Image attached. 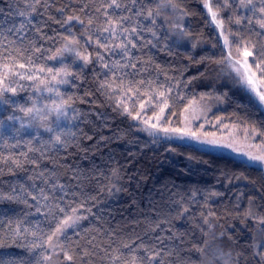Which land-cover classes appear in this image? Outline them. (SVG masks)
<instances>
[{"label":"snow or ice","instance_id":"obj_1","mask_svg":"<svg viewBox=\"0 0 264 264\" xmlns=\"http://www.w3.org/2000/svg\"><path fill=\"white\" fill-rule=\"evenodd\" d=\"M183 3L184 0H92L91 3L79 5L77 11L72 5L61 7L58 0H17L14 12L13 5H8L9 11L6 13L4 8H0V13L11 18L10 26L7 23L0 24V36L8 41L0 53V111L5 113L0 118V136L6 128L16 135L32 128L35 135L24 144L28 151L39 153L30 164L12 155L3 160L12 175L23 169L29 181L19 187L10 186L7 192L0 194V200L23 203L28 209L23 218L11 224L5 222V226L11 232L13 242L22 246L29 255L27 258L15 259L0 257V264H90V258L98 254L95 251L97 248L102 254L101 259H106L108 264H192L193 256L199 264H264V215L253 211L256 199L251 195L246 197V209L240 208L245 192L239 189L235 192L228 190L233 207L237 212L243 211L241 220L251 221L252 225L250 239L235 252L233 249L239 241L234 240L231 232L223 229L221 224L222 220L229 217L217 215L208 206L210 198L219 200L226 194L216 190L204 193L201 189L192 190L184 196L170 194L164 204L168 211L151 220L146 216V224L138 223L126 229L109 225V231L105 233L109 237L107 244L97 245L95 237L85 244L61 242V238L68 241L70 234L82 228L81 221L88 219L81 209L96 217L92 208L85 205L91 203L96 207L99 197L85 196L81 201L77 195L84 194L81 186L85 181L95 179L102 183L104 191L110 196L120 191L116 186L120 182L118 168L111 169L103 179L99 173L95 176L84 174L81 178V173L74 171L73 164H69L71 174L61 176L58 173L63 171V165H42L40 162V157L46 155L47 149L56 153L63 150L67 155L73 141L85 136L92 140L93 137L87 136L82 125H87L90 116L103 120L98 111L85 115L75 106V95L62 91L61 86L75 87L79 79V73L71 71L64 60L71 56L81 69L84 65H91L92 71L98 74L94 77V91L109 100L115 96L113 108L120 114L141 121L146 105L154 113L158 110L163 114L169 108L173 88L160 85L163 90L155 89L150 81L138 79L140 70L137 66L144 63L138 58V53L161 45L170 51V40L195 39L186 28L185 18L189 12L182 6ZM202 8L206 10L208 22L219 30L218 42L222 37V58L214 61L218 65L217 70L235 85L251 93L249 103L264 108V0H202ZM15 17L21 18L19 23ZM225 18L229 25L227 34ZM53 25L63 31L54 30ZM49 31L53 34L49 35ZM244 33L247 35H242ZM9 35L12 36L11 40ZM26 39L28 47H24ZM37 41L51 42L53 46L45 48L44 43L38 44ZM233 44L236 45V53L242 54V62L233 60L230 50ZM191 47L195 48L196 44L193 43ZM81 48L84 50L81 51ZM89 48L93 52H88ZM36 54H39L37 59L58 60L61 66L54 70L37 65L33 60ZM202 62L207 64L209 59ZM176 87H179L178 82ZM20 93L31 94L21 101ZM45 93L50 95L46 96ZM51 95H55L56 99H51ZM222 98L217 97L218 100ZM176 99H183L179 92L176 93ZM128 101L132 104L131 109ZM170 115L176 113L170 112ZM154 119L155 122L151 118L142 120L145 126L142 130L149 136L162 132L165 138L175 137L227 148L244 158L243 167L258 166L260 171H264V129L258 131L255 126L250 132L245 129L246 139L249 136L253 140L260 137V151H244L231 142L202 138L197 131L187 127L161 126L160 115ZM193 119L198 121L196 128L203 127L204 119L199 116ZM17 122L19 127H16ZM168 123L166 120L165 124ZM216 123H220L219 119ZM40 129L49 134L47 139L42 138ZM29 135L32 136V133ZM100 139L104 143L108 142L103 136ZM20 144L21 140L17 139L16 146ZM34 144L40 147H33ZM19 155L27 159L26 153ZM241 179L248 178L243 173L239 176L225 175L229 185ZM105 180L108 182L105 183ZM21 192L25 198H21ZM70 195L71 204H65ZM158 195L164 199L163 193ZM155 210L160 212L159 207ZM230 211L225 209V212ZM33 214L44 217V222H48V232L41 227L42 222L26 226V217ZM193 218L199 220L195 229L200 233V239L186 242L188 233L177 235L178 229L174 232L173 228L176 221ZM217 228L222 230L217 233ZM131 233H135V237ZM29 236L32 241L21 244V240L27 241ZM0 247L5 245L0 244Z\"/></svg>","mask_w":264,"mask_h":264},{"label":"trees","instance_id":"obj_2","mask_svg":"<svg viewBox=\"0 0 264 264\" xmlns=\"http://www.w3.org/2000/svg\"><path fill=\"white\" fill-rule=\"evenodd\" d=\"M91 2L92 0H58L61 7L72 5L77 8V11L79 5ZM16 3L17 0H0V8H4L6 13L9 11L8 5H13L14 12ZM182 6L189 12L186 17L187 30L195 39H190L187 46L170 40L168 42L171 46L170 51L161 45L138 53V58L144 63L142 66H137L140 70V75L137 78L150 81L155 89L163 90L160 89V85L173 88L169 108L163 114H160L158 110L154 113L147 105L141 114V121H134L131 117L120 114L113 108L115 96L109 100L94 91L96 86L94 77L98 74L92 71L91 65H84L81 69L73 62L71 56L66 59L65 64L70 66L71 71L79 73V79L75 87L61 86L62 91L75 95L77 99L75 106L85 115L98 111L102 114L103 120H96L94 116H90L87 125H82V127L87 136L93 137L92 140L85 136L73 141L69 145L67 155L63 150L56 153L54 150L47 149L45 150L46 155L40 157V162L42 165L46 163L50 166L63 165V171L58 173L61 176L66 173L71 174L69 164H73L75 165L74 171L80 172L81 178L84 174L95 176L99 173L103 179L108 176L111 169L118 168L120 169V182L116 186L120 191L110 196L104 191L102 183H98L95 179L85 181L81 186L84 194L78 193L77 195L81 201L85 199V196L99 197L96 207H93L91 203L85 205V207L92 208L96 217L94 218L90 213L81 209L82 214L86 215L88 219L81 221L82 228L70 234L68 241H63L61 238V242L72 245L85 244L87 240L95 237L97 245L107 244L109 237L105 233L109 231V225H114L117 229H126L138 223L146 224L148 220L168 211L164 204L170 194L179 193L180 196H184L195 189H201L204 193L216 190L226 194L219 200L210 198L208 206L217 215L229 217L222 220L221 224L223 229L231 232L234 240L238 239L239 241V244L233 249L234 252L238 251L239 246L244 245L250 239L249 230L252 222L241 220L244 213L234 209L232 196L228 190L231 189V192H235L239 189L245 192V199H242L240 203L241 209H246L248 195L255 197L256 205L253 207V211L264 215V207H262L264 199H261V196H264V187H262L264 186V171H260L256 166L245 168L242 166L244 161L231 156L148 136L142 130V120L151 118L155 122L156 115H160L159 123L162 126L181 127L186 112L184 109H188L192 103L212 95L223 97L225 107L213 113L203 123L202 128L195 126L196 131L212 137L214 134L215 136L219 135L218 133L223 128L237 135L238 138L246 139L245 129L249 132L253 126L258 131L264 129V109L249 103L250 94L240 88H234L232 80L217 70L218 65L214 61L222 58V40L219 38L218 42L217 29L205 18L206 10L202 8V0H184ZM5 13H0V24L7 23L10 26L11 18L7 17ZM20 19V17H15L17 23ZM53 29L63 31L55 25H53ZM228 30L229 25L225 18V34ZM48 34L52 35L53 32L49 31ZM11 39L12 36L9 35V40ZM252 39L256 38L252 37ZM37 43L44 42L37 41ZM193 43L196 44L195 48L191 47ZM7 44L8 41L0 36V53L4 51V46ZM28 46V39H26L24 47ZM51 46H53L51 42L44 43L45 48ZM83 50L81 48V51ZM230 50L235 57L242 55L236 53L235 44L231 46ZM87 51L93 52V49L89 48ZM38 56L39 54H36L33 57L37 65L51 67L54 70L61 66L57 60L37 59ZM204 59H209V62L205 64L202 62ZM21 62L26 61L22 60ZM177 82L179 87H176ZM177 92L183 97L182 100L176 99ZM29 94L31 93H20V100L26 99ZM45 95L50 94L45 93ZM51 99H54L53 96ZM127 103L131 109V102ZM170 112H175L176 115L171 116ZM4 115L5 113L0 115V118H3ZM217 119L220 121L218 124L216 123ZM166 120L169 121L168 124H165ZM213 124H217V126L213 128ZM29 133H32V136ZM40 133L43 139L48 138L49 134L45 133L43 129H40ZM34 135L35 130L28 128L21 131L19 135L12 131H3V135L0 136V194L7 192L10 186L19 187L29 183L23 169L19 170L16 175H12L9 172V166L5 165L3 160L12 155L23 163L30 164L33 158L39 156V153L28 151L24 142L32 139ZM101 136L107 138L108 142L104 143L100 139ZM17 139L21 140L20 146H16ZM247 139L253 140L251 136ZM255 141L260 144V137L257 136ZM33 147L38 148L40 145L34 144ZM20 153H26L27 159L20 156ZM189 157H193V159H189ZM241 173L248 179L233 181L230 185L226 183L225 175L239 176ZM158 193H163V200ZM20 196L25 198L23 192L20 193ZM174 198L178 199L179 197ZM71 202L72 196L70 195L65 204H71ZM65 204L61 206H65ZM156 207H159L160 212L155 210ZM226 208L231 211L225 212ZM27 211L28 209L23 203H8L0 200V244L5 245V247H0V257L15 259L27 258L29 255L26 254L22 246H17L13 242L12 234L5 226V222L11 224L14 220L23 218ZM198 214L197 211V216ZM146 216L148 220H145ZM26 219L28 221L26 226L42 222L41 227L44 231H49L48 222H44L43 216L33 214ZM48 219L51 221V217ZM197 223L199 220L195 218L176 221L173 231L176 232L178 229L177 235L188 233L186 242L193 241L194 238L199 240L200 233L195 229ZM230 225L235 227L229 228ZM221 230V228H217L216 232L219 233ZM131 235L135 237V233H131ZM31 241L32 237L29 236L27 241L21 240V244ZM95 251L98 254L90 258V264H108L106 259H101L102 254L99 248ZM192 264H199L195 260V256L192 257Z\"/></svg>","mask_w":264,"mask_h":264},{"label":"rangeland","instance_id":"obj_3","mask_svg":"<svg viewBox=\"0 0 264 264\" xmlns=\"http://www.w3.org/2000/svg\"><path fill=\"white\" fill-rule=\"evenodd\" d=\"M185 25H186V28H187V18H185ZM218 31L219 30L217 29V32ZM221 40H222V37H221ZM189 41H190V39L189 40L188 39L177 40V42H179L180 44H182L184 46L189 45L188 44ZM232 58H233V60H241V62H242V55L239 56V57H235L232 54ZM57 62H58V64L60 63L58 60H57ZM65 62H66V60H64V63ZM232 85H234L233 86L234 88H240L244 92L249 93L244 87H238L233 82H232ZM249 94L251 96V93H249ZM51 96H53V98L56 99L55 95H51ZM217 97H219V96L218 95L207 96L205 98H202L199 101H196V102L192 103L191 106L187 109V111L184 114L183 124H182L181 127H187L190 130H192V131H196L194 128H195L196 123L198 121H195L193 119L194 117L199 116L202 119H204L205 122H206V120H208L209 117L213 113H215V112H217V111H219L221 109H224V107H225L224 100L223 99H219L218 100ZM0 107H2V106H0ZM262 109H264V108H262ZM3 113H4L3 111H0V115H2ZM18 115H20V114H18ZM25 123H27V121H25ZM159 124L161 125V123H159ZM216 126H217V124H215V126L213 128H215ZM16 127H19V122H17ZM142 127L144 128L145 126L142 125ZM224 130L225 129L222 128L221 131L218 133L219 135L215 136V134H214V136H212V137L206 136V135L202 134L201 132H198V131L197 132L202 136V138H206V139L215 138V139H217L219 141H222V142H231L236 147H238V148H240V149H242L244 151H248V150H252V151H256V152L260 151V144L257 143L255 140L238 138L237 135H235V134H233V133H231L229 131H226V130L224 131ZM4 131H11V130L6 128ZM214 132H215V130H214ZM145 133H147V132L145 131ZM151 137H155V138L162 139V140H168L170 142H174V143H178V144H183V145L196 147L198 149L205 150V151H211V152H214V153L231 156V157H234V158H236L238 160L244 161L243 157H241L239 155H236L233 151H231V150H229L227 148L212 147V146H209V145H206V144L197 143L196 141L186 140V139L185 140H181V139H177L175 137H173V138H165V135L162 132L159 133L156 136H151ZM256 167H258V166H256Z\"/></svg>","mask_w":264,"mask_h":264}]
</instances>
